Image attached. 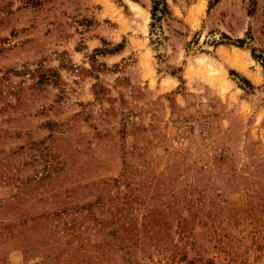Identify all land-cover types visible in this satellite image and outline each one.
<instances>
[{"label":"rangeland","instance_id":"obj_1","mask_svg":"<svg viewBox=\"0 0 264 264\" xmlns=\"http://www.w3.org/2000/svg\"><path fill=\"white\" fill-rule=\"evenodd\" d=\"M165 2L0 0V264H264V0Z\"/></svg>","mask_w":264,"mask_h":264},{"label":"trees","instance_id":"obj_2","mask_svg":"<svg viewBox=\"0 0 264 264\" xmlns=\"http://www.w3.org/2000/svg\"><path fill=\"white\" fill-rule=\"evenodd\" d=\"M152 2H153V6H152L153 18L157 17V14H156L157 12H159L161 14L168 13L167 4H166L165 0H152Z\"/></svg>","mask_w":264,"mask_h":264}]
</instances>
